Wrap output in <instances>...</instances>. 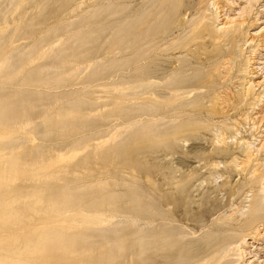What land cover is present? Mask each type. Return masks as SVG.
I'll list each match as a JSON object with an SVG mask.
<instances>
[{"label":"rangeland","instance_id":"rangeland-1","mask_svg":"<svg viewBox=\"0 0 264 264\" xmlns=\"http://www.w3.org/2000/svg\"><path fill=\"white\" fill-rule=\"evenodd\" d=\"M0 264H264V0H0Z\"/></svg>","mask_w":264,"mask_h":264},{"label":"bare ground","instance_id":"bare-ground-1","mask_svg":"<svg viewBox=\"0 0 264 264\" xmlns=\"http://www.w3.org/2000/svg\"><path fill=\"white\" fill-rule=\"evenodd\" d=\"M157 250V249H156Z\"/></svg>","mask_w":264,"mask_h":264}]
</instances>
